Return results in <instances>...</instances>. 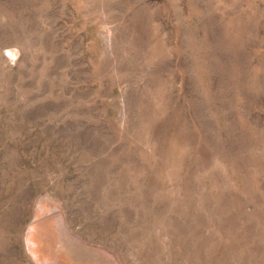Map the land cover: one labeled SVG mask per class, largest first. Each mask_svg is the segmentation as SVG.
<instances>
[{"label":"rangeland","instance_id":"374dc122","mask_svg":"<svg viewBox=\"0 0 264 264\" xmlns=\"http://www.w3.org/2000/svg\"><path fill=\"white\" fill-rule=\"evenodd\" d=\"M0 264H264V0H0Z\"/></svg>","mask_w":264,"mask_h":264}]
</instances>
